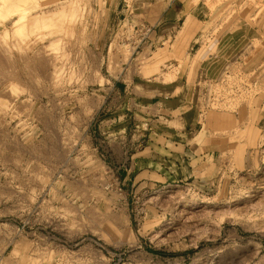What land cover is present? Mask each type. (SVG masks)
<instances>
[{
    "label": "rangeland",
    "instance_id": "rangeland-1",
    "mask_svg": "<svg viewBox=\"0 0 264 264\" xmlns=\"http://www.w3.org/2000/svg\"><path fill=\"white\" fill-rule=\"evenodd\" d=\"M181 10L204 21L205 47L238 16L264 37V0H0V264H264L259 130L255 164L231 169L222 148L214 176L155 186L112 143L119 84L169 83L200 54V41L161 32ZM261 59L200 72L201 112L260 114Z\"/></svg>",
    "mask_w": 264,
    "mask_h": 264
},
{
    "label": "crops",
    "instance_id": "crops-1",
    "mask_svg": "<svg viewBox=\"0 0 264 264\" xmlns=\"http://www.w3.org/2000/svg\"><path fill=\"white\" fill-rule=\"evenodd\" d=\"M180 13L184 14L177 20L166 17L160 21L161 32L166 38L187 35L200 41V54L195 55L191 66L169 83H135L133 79L132 85L120 83L116 90L115 100L121 102V112L116 114L114 130L121 139L112 143L118 157L130 159L132 176L145 178L150 186L192 176H214L219 170L222 148L221 155L232 152L228 159L231 169L241 159L243 165L255 164L253 136L256 129L264 134L263 96L259 100L260 114H251L242 106L234 111L221 113L212 109L203 114L194 88L200 72L217 76L231 65H241L245 70L259 67L264 56L262 33L252 31L250 16H238L230 30L214 37L205 47L201 42L207 35L204 21L186 11ZM127 139L131 148L125 144Z\"/></svg>",
    "mask_w": 264,
    "mask_h": 264
},
{
    "label": "bare ground",
    "instance_id": "bare-ground-1",
    "mask_svg": "<svg viewBox=\"0 0 264 264\" xmlns=\"http://www.w3.org/2000/svg\"><path fill=\"white\" fill-rule=\"evenodd\" d=\"M16 2V1H15ZM5 3V2H4ZM22 4V3H21ZM4 7V6H3ZM6 10V9H5ZM10 10V9H9ZM24 12V11H23ZM23 14V13H22ZM27 14V13H26ZM64 15V14H63ZM18 17V16H17ZM25 17H27V16H25ZM69 17V16H68ZM47 18V17H46ZM49 19V18H48ZM55 20V19H54ZM40 22H41V25H46V23L48 22H46V20L45 19H40ZM54 21H52V23H53ZM51 25V24H50ZM42 28V27H41ZM6 35H7V33H6ZM24 39V38H23ZM8 40V39H7ZM36 41V40H35ZM7 44V43H6ZM0 45H2L1 43H0ZM28 46H30V45H28ZM27 46V47H28ZM41 46V45H40ZM44 46V45H43ZM7 47H8V44H7ZM4 48V47H3ZM9 48V47H8ZM30 48V47H29ZM43 48V47H42ZM11 49V48H10ZM41 50V49H40ZM48 50V49H47ZM9 51V50H8ZM22 51V50H21ZM42 51H44V50H42ZM6 52V51H5ZM18 52V51H17ZM37 52V51H36ZM24 53V52H23ZM57 53V52H56ZM54 54V53H53ZM26 55V54H25ZM44 55V54H43ZM51 55V54H50ZM38 56V55H37ZM52 56V55H51ZM26 57V56H25ZM46 57V56H45ZM54 57V56H53ZM5 58V57H4ZM8 58V57H7ZM48 58V57H47ZM57 58H58V56H57ZM6 60V59H5ZM18 60V59H17ZM47 60V59H46ZM51 60V59H50ZM7 61V60H6ZM46 63H47V61H45ZM49 62H51V61H49ZM6 63V62H5ZM13 63V62H12ZM11 64V63H10ZM15 64V63H14ZM49 64V63H48ZM44 65H46V64H44ZM39 66V65H38ZM10 67V66H9ZM14 70V69H13ZM50 72V71H49ZM9 74V73H8ZM39 74V73H38ZM44 74V73H43ZM54 74V73H53ZM43 76V75H42ZM62 76V75H61ZM53 77V76H52ZM57 77V76H56ZM2 79V78H1ZM32 80V79H31ZM22 81V80H21ZM34 82V81H33ZM56 82V81H55ZM54 82V83H55ZM36 84V83H35ZM56 85V84H55ZM64 86V85H63ZM31 87V86H30ZM41 89V88H40ZM57 92V91H56ZM18 93V92H17ZM57 100V99H56ZM20 105V104H19ZM2 106V105H1ZM0 106V107H1ZM9 107V106H8ZM20 108H22V107H20ZM2 110H3V108H2ZM4 113H6V112H4ZM1 114V113H0ZM1 116V115H0ZM42 116H44V115H42ZM46 118V117H45ZM51 123V122H50ZM6 125V124H5ZM2 127V126H1ZM58 128V127H57ZM6 130V129H5ZM52 132V131H51ZM56 132V131H55ZM8 133V132H7ZM7 136V135H6ZM15 137V136H14ZM13 137V138H14ZM58 137V136H57ZM7 139V138H6ZM60 140V139H59ZM70 140V139H69ZM68 140V141H69ZM19 141V140H18ZM44 141V140H43ZM17 142V141H16ZM69 142H71V141H69ZM14 143V142H13ZM21 143V142H20ZM50 143V142H49ZM59 143V142H58ZM68 143V142H67ZM50 145H52V144H50ZM12 146V145H11ZM17 146V145H16ZM22 146V145H21ZM23 147V146H22ZM71 147V146H70ZM66 148V147H65ZM64 148V149H65ZM18 149V148H17ZM25 149V148H24ZM32 149V148H31ZM46 149V148H45ZM20 150V149H19ZM35 150H37V149H35ZM69 150V149H68ZM40 151V150H39ZM24 152V151H23ZM30 153V152H29ZM57 153V152H56ZM38 154H40V153H38ZM62 154V153H61ZM33 155V154H32ZM57 156V155H56ZM60 156V155H59ZM11 157V156H10ZM14 157V156H13ZM16 158V157H15ZM63 160V159H62ZM9 161V160H8ZM16 161V160H15ZM58 161V160H57ZM64 162V161H63ZM16 163V162H15ZM52 163V162H51ZM19 164V163H18ZM56 164V163H55ZM42 165V164H41ZM43 166V165H42ZM20 167V166H19ZM57 168V167H56ZM44 169V168H43ZM14 170V169H13ZM39 170V169H38ZM55 170V169H54ZM49 171V170H48ZM14 172V171H13ZM40 172V171H39ZM15 174V173H14ZM26 174V173H25ZM30 174V173H29ZM49 174H50V172H49ZM24 176V175H23ZM26 176V175H25ZM24 176V177H25ZM48 177H49V175H47ZM17 177V176H16ZM35 177H37V176H35ZM46 177V176H45ZM20 178V177H19ZM29 178L31 179V176H29ZM42 178V177H41ZM32 179H33V177H32ZM44 179V178H43ZM46 179V178H45ZM35 180V179H34ZM47 180V179H46ZM45 180V181H46ZM74 180V179H73ZM24 181V180H23ZM38 181V180H37ZM85 181V180H84ZM41 182V181H40ZM20 184V183H19ZM36 184V183H35ZM90 185V184H89ZM42 186V185H41ZM21 191V190H20ZM23 191V190H22ZM13 192V191H12ZM11 192V193H12ZM35 198V197H34ZM49 199V198H48ZM31 200V199H30Z\"/></svg>",
    "mask_w": 264,
    "mask_h": 264
},
{
    "label": "built area",
    "instance_id": "built-area-1",
    "mask_svg": "<svg viewBox=\"0 0 264 264\" xmlns=\"http://www.w3.org/2000/svg\"><path fill=\"white\" fill-rule=\"evenodd\" d=\"M154 32V30L151 28V27H148L147 28V33H153ZM211 85L213 86L214 84L211 82ZM232 85V84H231ZM235 87H237V86H234V88ZM210 97V96H209ZM216 96L213 94L212 96H211V98H215ZM217 100V99H216Z\"/></svg>",
    "mask_w": 264,
    "mask_h": 264
},
{
    "label": "trees",
    "instance_id": "trees-1",
    "mask_svg": "<svg viewBox=\"0 0 264 264\" xmlns=\"http://www.w3.org/2000/svg\"><path fill=\"white\" fill-rule=\"evenodd\" d=\"M153 251V250H152Z\"/></svg>",
    "mask_w": 264,
    "mask_h": 264
}]
</instances>
